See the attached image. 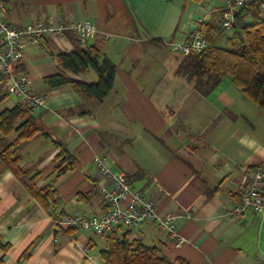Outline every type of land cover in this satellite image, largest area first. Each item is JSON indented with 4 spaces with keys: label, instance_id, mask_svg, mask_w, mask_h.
<instances>
[{
    "label": "crops",
    "instance_id": "0c3cea01",
    "mask_svg": "<svg viewBox=\"0 0 264 264\" xmlns=\"http://www.w3.org/2000/svg\"><path fill=\"white\" fill-rule=\"evenodd\" d=\"M0 1L6 4L4 18L14 25L48 17L64 23L91 20L96 30L88 44L116 65L111 90L97 100L69 83L43 81L60 71L55 54L77 47L74 34L27 45L12 69L26 74L30 88L44 95L47 106L39 112L9 96L7 77H0V112L29 107L13 130L5 135L0 129V137L13 141L25 120L38 127L14 144L21 175L0 157V264H103L104 235L53 227L56 215L102 209L101 190L110 180L96 169V154L152 198L159 214L174 213L183 241L176 245L168 232L148 221L121 228L119 234L128 230L129 238L192 264H264V215L223 214L240 200L246 170L264 166V112L231 75L201 94L176 73L182 54L167 45L186 38L197 21L219 26L224 0ZM216 45L227 47L226 37ZM63 74L83 82L97 79L90 68ZM55 142L73 157L74 167L60 176L52 172L60 160H55ZM47 183L56 195L42 204L28 186Z\"/></svg>",
    "mask_w": 264,
    "mask_h": 264
},
{
    "label": "trees",
    "instance_id": "16d2710c",
    "mask_svg": "<svg viewBox=\"0 0 264 264\" xmlns=\"http://www.w3.org/2000/svg\"><path fill=\"white\" fill-rule=\"evenodd\" d=\"M187 1V0H185ZM201 29L209 44L206 48L189 54H182L176 73L193 83L203 95L207 94L224 76L231 75L234 84L261 111L264 112V18L258 10L255 0H247L236 14L234 31L227 35L225 30L217 25H202ZM225 36L227 47L216 45V40ZM77 39V38H76ZM55 54L60 71L44 76L43 81L50 86L69 83L79 91L102 100L111 90L116 70L115 63L100 52L94 44L80 46ZM93 69L97 79L93 82H83L69 79L63 72L78 73ZM29 110L27 106L16 105L0 112V129L6 135L15 128L18 118ZM19 134L13 141L0 137V157L16 175H21L20 157L14 153V144L31 137L38 127L30 120L19 124ZM59 150L55 160H60L52 168L56 176H60L74 167L72 155L55 142ZM29 189L37 199L45 204L47 199H54L56 189L52 183L42 187L29 185ZM66 214V213H64ZM117 226L105 236V246L100 250L103 264H192L183 257L169 258L161 252L157 245L144 244L138 238H129L128 230L118 233ZM26 251L23 255H27Z\"/></svg>",
    "mask_w": 264,
    "mask_h": 264
},
{
    "label": "built area",
    "instance_id": "2783aa9c",
    "mask_svg": "<svg viewBox=\"0 0 264 264\" xmlns=\"http://www.w3.org/2000/svg\"><path fill=\"white\" fill-rule=\"evenodd\" d=\"M247 0H224L219 26L227 35L234 31L236 14ZM258 10L264 18V0H255ZM6 4L0 1V77H7V92L23 99L35 112L43 110L47 104L43 94L30 88L26 74L16 72L12 64L17 62L27 45L39 44L44 38L53 36L68 38V32L74 34L79 45L84 46L96 30L89 19H80L69 23L54 20L52 17L39 19L26 25H14L4 18ZM201 23L195 22L186 38L171 40L167 45L172 51L189 54L206 48L209 44L201 29ZM93 162L101 174L108 177L110 185L101 190L102 209L95 214H59L53 218L55 230L62 228L91 229L98 234L108 233L117 226L132 228L142 222H154L175 239V244L183 241L174 227L175 214H159L154 200L135 189L127 175L113 171L107 158L94 155ZM245 212L264 215V166L257 165L246 170L241 187L240 200L226 208V217H236ZM87 247H84L86 250Z\"/></svg>",
    "mask_w": 264,
    "mask_h": 264
},
{
    "label": "rangeland",
    "instance_id": "374dc122",
    "mask_svg": "<svg viewBox=\"0 0 264 264\" xmlns=\"http://www.w3.org/2000/svg\"><path fill=\"white\" fill-rule=\"evenodd\" d=\"M263 71H264V68H263ZM5 87H7V83H5ZM9 96L14 97V98H17V96H15L13 94H10V93H9Z\"/></svg>",
    "mask_w": 264,
    "mask_h": 264
}]
</instances>
